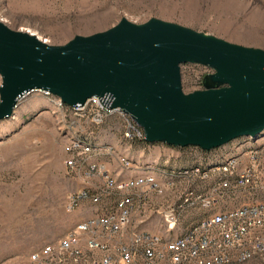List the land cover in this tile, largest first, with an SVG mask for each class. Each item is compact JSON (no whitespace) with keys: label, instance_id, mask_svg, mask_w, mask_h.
Listing matches in <instances>:
<instances>
[{"label":"rangeland","instance_id":"1","mask_svg":"<svg viewBox=\"0 0 264 264\" xmlns=\"http://www.w3.org/2000/svg\"><path fill=\"white\" fill-rule=\"evenodd\" d=\"M152 17L234 44L264 49V0H0L1 22L12 30L35 34L50 45L107 30L122 18L141 24ZM212 71L200 64H180L182 90L203 89V76ZM124 125L123 117L114 114L93 128L95 142L101 147L96 160L121 187L139 173L152 176L162 186L164 206L179 201L182 187L177 183L196 175L192 173L196 167L203 171L229 157L245 165L248 159H243V154L255 151H260L264 166V131L255 138L240 137L203 151L195 146L174 147L144 140L129 143L123 138ZM63 133V118L55 112L51 97L37 90L19 100L10 117L0 120V264H29L32 252L56 243L76 223L88 218L81 219L80 208H90L92 216L89 203L66 210L67 196L83 183L65 166ZM107 147L112 148L108 156L103 153ZM121 157L129 161L131 169L123 167ZM98 181L97 177L91 180ZM213 194L197 188V195H204V200H214ZM250 195L264 199V192L251 191ZM119 197L107 199L102 206L107 210L115 207ZM241 201H249V194H241ZM236 205V200H217L213 205L193 206L187 215L177 210H170V214L179 215L186 223ZM141 211L149 215L142 218L139 208L134 210L130 222L135 230L165 232L166 217L153 213L149 198ZM228 264H264V252Z\"/></svg>","mask_w":264,"mask_h":264},{"label":"water","instance_id":"2","mask_svg":"<svg viewBox=\"0 0 264 264\" xmlns=\"http://www.w3.org/2000/svg\"><path fill=\"white\" fill-rule=\"evenodd\" d=\"M213 71L182 90L180 64ZM0 120L24 96L45 91L69 106L92 96L119 108L146 143L210 151L264 131V49L150 18L50 45L0 21Z\"/></svg>","mask_w":264,"mask_h":264},{"label":"built area","instance_id":"3","mask_svg":"<svg viewBox=\"0 0 264 264\" xmlns=\"http://www.w3.org/2000/svg\"><path fill=\"white\" fill-rule=\"evenodd\" d=\"M85 103H90L87 117L72 124L77 130L90 131L101 125V119L107 117L110 108L108 101L92 96ZM81 107V105H79ZM126 132L138 138H144L143 130L124 113ZM65 166L78 176V167L87 166L85 176H78L82 186L70 193L66 200V210H75L83 203L104 205V199L121 196L123 207H109L108 214L99 218L82 220V227H75L66 232L56 243L42 246L29 256V264H228L240 262L241 258L253 257L262 253L264 245V199L250 195V188L259 187L264 192V166L260 151L246 152L243 159H248L250 170L238 171V184L230 180L221 181L222 172L196 174L182 181V196L173 205L164 206L165 195L162 186L155 189L142 188V182H136V189H127L109 183L108 170L88 167V156L96 152H87L65 141ZM108 156V155H107ZM126 169L128 166L123 164ZM251 176H261V183H251ZM98 182H91L92 178ZM197 188L213 191L214 200H204V195H197ZM173 191V186H170ZM241 194H249V201H241ZM142 198H149L153 203V213L161 217H170V210H177L187 215L193 206L213 205L217 200H236V208L223 215H212L205 221L186 222V232L182 237H170L164 230L156 234H147L130 230L129 210L139 206ZM173 220L174 217H170Z\"/></svg>","mask_w":264,"mask_h":264},{"label":"bare ground","instance_id":"4","mask_svg":"<svg viewBox=\"0 0 264 264\" xmlns=\"http://www.w3.org/2000/svg\"><path fill=\"white\" fill-rule=\"evenodd\" d=\"M47 94L49 97H51L53 101V106L55 109V112L59 113L61 117L63 118V126H64V137L66 138V141H69V143L73 144L75 147H79L80 149H83L87 152H96V155L88 156V167L90 168H98V166L104 168L106 170L105 166L103 164H99V162L96 160V156L99 153L98 151L101 150V147L95 142V136L93 133L94 129H90V131H85V130H77L76 128L73 127L72 124H77L78 119H84L87 117V111L90 110V103H84L81 105H74V106H69L63 103L60 98L49 94L45 91H41ZM27 96V95H26ZM24 96V97H26ZM23 97V98H24ZM21 98L20 100H22ZM116 114H119L120 116L124 117V112L121 110H116ZM110 115H114V110H107V117ZM69 119V120H68ZM62 120V119H61ZM105 118L101 119V125ZM125 125H124V131H123V138L129 143L132 142H137V141H143L144 138H138L136 139V136L132 135L131 132H126V121L124 120ZM194 147V146H193ZM196 147V146H195ZM104 148V147H103ZM199 148V147H197ZM112 148L107 147L105 151L103 152L106 155H111L112 154ZM98 152V153H97ZM120 161L122 164L125 166L129 167V161L126 160L125 158L121 157ZM229 168V171L231 172H222L221 173V181H228L230 180V184H238L239 183V175H235V173H238V171H245V170H250V163H246L245 165H242L241 162L235 158V157H229L226 160L222 162H217L213 164H209L205 170L201 171L198 167L192 170L193 174H210V173H215L218 171H226V169ZM85 173H87V166H79L78 167V175L79 176H85ZM186 174H188V171H185ZM109 176V183L116 185V180L112 174L108 172ZM136 182H142V188H145L146 186H149L150 188L155 189V185H160L159 182H157L152 176H147V175H138L130 178L127 180L124 184V187H127V189H136ZM251 183H261V176H251ZM251 191H259V187H252L250 188ZM213 192V191H212ZM214 195V194H213ZM147 200V198H142V204L144 201ZM107 201V199H104V203ZM85 204V203H83ZM91 205V203H89ZM141 204V205H142ZM93 209L92 216L84 219L88 220L89 218H99L103 215L108 214V210L104 208L102 205H91ZM80 206H75L76 208H79ZM115 207H123V200L121 199V196L116 200ZM139 206H132V209L129 210V220L134 214V210L138 209ZM137 211V210H136ZM234 211L233 209H228V210H222L213 213L212 215H223L226 212H232ZM137 215V214H136ZM211 215V216H212ZM170 217H174L173 220H171ZM170 217H166V230L165 233L169 234L170 237H182L183 232H186V224L183 222V220L180 219L179 215H175L173 213L170 214ZM209 217H205L202 220L198 221H205ZM75 227H82V221L78 222ZM75 227L73 229H75ZM130 229L135 230L131 226L130 222ZM137 231V230H135ZM72 232V231H71ZM142 233H147L144 231H138ZM149 234V233H147ZM262 252H264V245L262 247ZM257 255V254H255ZM253 255V257L255 256ZM252 257H244L241 258V261L248 260Z\"/></svg>","mask_w":264,"mask_h":264},{"label":"crops","instance_id":"5","mask_svg":"<svg viewBox=\"0 0 264 264\" xmlns=\"http://www.w3.org/2000/svg\"><path fill=\"white\" fill-rule=\"evenodd\" d=\"M138 171H136V173H137ZM137 175H142V173H139V174H137ZM78 211H80V213H82V215L84 216L83 218H81V219H84V218H86V217H89L90 216V214H91V210H90V208H88V207H85V208H80ZM80 219V220H81ZM80 220H78V221H80ZM77 224V223H76Z\"/></svg>","mask_w":264,"mask_h":264}]
</instances>
